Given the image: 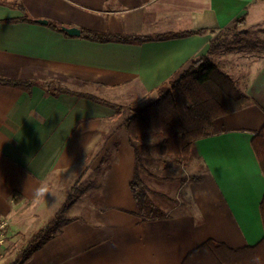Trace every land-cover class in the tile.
Wrapping results in <instances>:
<instances>
[{"label":"crops","instance_id":"obj_1","mask_svg":"<svg viewBox=\"0 0 264 264\" xmlns=\"http://www.w3.org/2000/svg\"><path fill=\"white\" fill-rule=\"evenodd\" d=\"M13 1L0 0V77L37 82L29 91L0 83V218L9 221V232L32 220L40 228L49 205L57 209L72 197L71 220L22 264H204L190 254L208 240L237 249L264 239V174L252 146L264 125V0H18L34 19L64 26L148 35L194 31L131 43L13 21L22 16ZM199 56L226 71L252 102L215 119L211 133L192 143L187 164L157 148L161 158H171L158 165L168 171L191 165L194 172L185 174L203 180L175 188L171 180L142 176L168 215L140 220L129 186L130 114L53 94L43 84L140 105ZM156 181L182 191V198L166 196Z\"/></svg>","mask_w":264,"mask_h":264},{"label":"trees","instance_id":"obj_2","mask_svg":"<svg viewBox=\"0 0 264 264\" xmlns=\"http://www.w3.org/2000/svg\"><path fill=\"white\" fill-rule=\"evenodd\" d=\"M12 4L22 16L13 21H34L27 8L18 0ZM48 25L65 34L62 24L50 21ZM81 36L90 40L123 43L142 42L156 38L182 36L194 31L160 33L156 35L138 33L102 32L80 27ZM35 80L0 77V83L9 84L24 90H30ZM53 94L62 92L85 97L114 109L120 114L124 106L86 91H76L62 85L43 84ZM50 86V88H49ZM156 96L144 106L134 110L125 120V128L130 145L134 149L135 162L130 179V190L137 206L135 214L140 220H155L168 215L157 205L150 195V190L142 177L145 165L140 154L147 145L141 139L146 136H159L158 151L161 156H170L179 164L191 160V145L197 139L209 135L215 119L237 111L252 102L251 97L241 90L235 80L216 63L206 56L194 58L189 67L178 76L171 77L155 90ZM252 146L264 174V125L252 137ZM149 152V151H148ZM185 166V165H184ZM160 179H172L169 175H153ZM173 179L184 182H200L202 174L191 173L175 176ZM72 203L69 196L51 215L43 226L32 233L27 246L18 251L14 259L5 260L3 264H22L33 252L43 247L55 234L59 233L71 220L68 207ZM261 212L264 222V194L261 200ZM195 255V256H194ZM190 256L192 261L202 258L204 264H253V257L259 256L264 264V239L254 246L231 249L222 243L208 240L201 244ZM196 257V258H195ZM190 259V260H191ZM189 260V256L186 261Z\"/></svg>","mask_w":264,"mask_h":264},{"label":"rangeland","instance_id":"obj_3","mask_svg":"<svg viewBox=\"0 0 264 264\" xmlns=\"http://www.w3.org/2000/svg\"><path fill=\"white\" fill-rule=\"evenodd\" d=\"M227 40H228V38H226L225 41H227ZM231 41H232V39H231ZM112 100H115V99L113 98ZM148 102L149 101H146L145 103H142L140 105H136V104H133L131 106L123 105L124 106L123 110H125L124 111L125 113L128 112L131 115L134 112V110L144 106ZM143 140L145 141V143L147 145L149 144V146L144 145L142 147L143 153L140 154V159L142 161V165L146 166V168L150 172V174L145 170L144 172H142V176L151 177L154 174H157L159 176L160 175L161 176L162 175H169L172 179H168V180H171V182H174L170 185L172 187L176 188V186L179 185L178 183L180 181L173 179V177L181 176V175H184L185 173L194 172L191 168V165H185V166L179 165L173 171H168V168L165 165H158L159 163H161V161L159 159V158H161V156L157 152L159 136L158 135H155V136L146 135L143 137ZM148 151L151 154V157H155V158L146 159L147 155H148ZM156 156H157V158H156ZM167 159L171 160V158H161V160H167ZM150 164H152V165H150ZM172 167H174V166H172ZM162 181H156V184L161 185V188L165 192L166 196L173 198V199H177V200L182 198V191H176L174 189H168V187L163 188L162 186L164 184L167 185V183H163ZM77 184L80 187L79 181H77ZM70 191L74 195V191L72 189ZM61 204H59V205H61ZM54 208L56 209V205H49V208H48L49 210L47 209L44 212H42L44 214L46 220L43 221V224L40 225V227L43 226L45 224V222L51 217V215H52L51 211H54L55 210ZM35 211H36V209H34V212ZM37 215L40 218V212H38ZM32 221L35 224V222L37 220L36 221L32 220ZM32 221L30 223V226L25 230L22 229L23 231L21 230V232L18 231L16 233H13L12 231L9 232L8 229H6V235L4 234V240L5 241H4L3 246H2L3 247V253L0 254V264H3L4 261L7 259H9V261H11L12 259L15 258L18 251L21 250V248H24L27 246V241L30 239L32 233L35 232L39 228V227L34 226Z\"/></svg>","mask_w":264,"mask_h":264},{"label":"water","instance_id":"obj_4","mask_svg":"<svg viewBox=\"0 0 264 264\" xmlns=\"http://www.w3.org/2000/svg\"><path fill=\"white\" fill-rule=\"evenodd\" d=\"M39 23L47 24L48 20L44 18H36L35 19ZM61 29L66 31L69 35H80L81 31L79 27L76 26H61Z\"/></svg>","mask_w":264,"mask_h":264},{"label":"built area","instance_id":"obj_5","mask_svg":"<svg viewBox=\"0 0 264 264\" xmlns=\"http://www.w3.org/2000/svg\"><path fill=\"white\" fill-rule=\"evenodd\" d=\"M8 226V220L6 218H0V254L3 253L4 234L6 235V229Z\"/></svg>","mask_w":264,"mask_h":264},{"label":"clouds","instance_id":"obj_6","mask_svg":"<svg viewBox=\"0 0 264 264\" xmlns=\"http://www.w3.org/2000/svg\"><path fill=\"white\" fill-rule=\"evenodd\" d=\"M253 264H261V258L259 256L253 257Z\"/></svg>","mask_w":264,"mask_h":264}]
</instances>
